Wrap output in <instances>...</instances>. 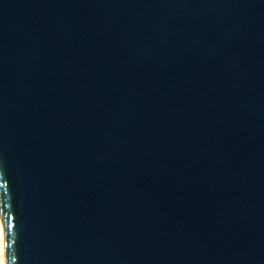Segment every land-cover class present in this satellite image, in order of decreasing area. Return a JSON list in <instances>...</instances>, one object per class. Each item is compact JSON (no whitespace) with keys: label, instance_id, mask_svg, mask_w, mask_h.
I'll return each instance as SVG.
<instances>
[{"label":"water","instance_id":"obj_1","mask_svg":"<svg viewBox=\"0 0 264 264\" xmlns=\"http://www.w3.org/2000/svg\"><path fill=\"white\" fill-rule=\"evenodd\" d=\"M6 264H264V0H0Z\"/></svg>","mask_w":264,"mask_h":264},{"label":"bare ground","instance_id":"obj_2","mask_svg":"<svg viewBox=\"0 0 264 264\" xmlns=\"http://www.w3.org/2000/svg\"><path fill=\"white\" fill-rule=\"evenodd\" d=\"M0 264L5 263V255H4V230L0 219Z\"/></svg>","mask_w":264,"mask_h":264}]
</instances>
